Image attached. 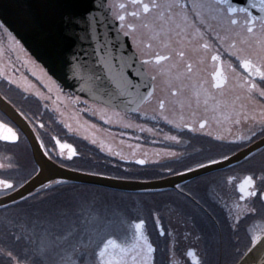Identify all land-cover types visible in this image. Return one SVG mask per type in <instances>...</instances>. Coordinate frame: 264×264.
<instances>
[{"label":"flooded vegetation","instance_id":"1","mask_svg":"<svg viewBox=\"0 0 264 264\" xmlns=\"http://www.w3.org/2000/svg\"><path fill=\"white\" fill-rule=\"evenodd\" d=\"M121 3L126 5L124 9L118 7ZM107 5L120 29L122 23L117 14L125 16V24L134 25L135 30L128 37L140 59H153L155 52L171 56L160 65H146L147 72L156 76L154 95L138 112L127 114L145 126L146 130L141 131L143 146L154 158H142L145 164L135 163L136 159L123 161L146 171H165L159 177H166L199 169L200 164L211 165L212 160L220 163L264 138V98L249 88L247 73L235 57L224 51L235 43L237 48L245 49L244 55L260 63L264 51L260 46L259 20L254 34H247L239 24L229 28L226 19L206 13L213 29L211 41L214 43L219 34L226 42L223 47L215 45L204 50L202 44L209 41L208 36L201 41L195 33L178 36L173 32L170 40L163 33L154 39L152 31L141 28V20L130 15L137 10L130 0H107ZM227 15L241 23L245 17H259L239 9ZM146 16L144 23H150L151 15ZM1 28L5 29L0 24ZM162 42L169 46L165 48ZM216 48L223 63L211 59ZM179 51L185 52L184 58L177 55ZM189 64L192 65L190 73ZM217 71H222L225 78L220 88L215 87ZM4 80L0 76V93L12 102ZM252 80L264 89V82L258 76ZM78 97L82 105L94 103ZM161 99L165 101L163 110L158 104ZM0 120L14 127L19 136L13 143L0 139V179L13 184L12 190L0 186V198H3L29 180L38 166L31 147L25 145V135L1 110ZM28 121L41 140L44 123L40 120L35 123L29 118ZM43 147L52 159L61 163L52 155L53 150ZM57 151L61 158L68 159L67 151L58 148ZM249 176L253 178V185H245V191L241 192L240 185ZM249 191L257 195L248 196ZM69 197L67 181L53 180L19 200L0 205V264H62V256L85 264L89 260L86 253L91 250L97 253L93 259L99 264L98 251L107 239L129 247L135 243L134 224L140 220L145 222L143 232L155 249L149 264H197V261L199 264H236L253 240L264 232V146L237 162L179 181L173 187L142 191L140 195L130 193L127 210L116 215L120 219L109 220L106 214L102 217L95 207L90 211L73 208L78 202ZM112 222L117 226L107 229ZM73 247L78 251L74 253ZM8 252L11 258L4 254ZM189 252L195 254V259ZM113 253L120 256L118 248H110L108 255ZM133 255L136 252L125 255L126 264H133ZM141 259L142 255L138 256L137 264Z\"/></svg>","mask_w":264,"mask_h":264},{"label":"water","instance_id":"2","mask_svg":"<svg viewBox=\"0 0 264 264\" xmlns=\"http://www.w3.org/2000/svg\"><path fill=\"white\" fill-rule=\"evenodd\" d=\"M238 9L247 8L249 13L264 15L260 12L259 0H231ZM256 7H252V4ZM93 14L95 19H93ZM0 24L15 36L23 49L41 64L57 82L62 91H70L91 102L108 106L126 113H135L143 105L139 99L125 107L119 100L109 96L113 86L109 84L112 72L122 65L130 76L139 71L144 76L143 83H148L146 66L141 67L138 53L128 36L120 30L111 14L107 0H0ZM108 67H105V64ZM140 77L133 78L134 84H140ZM151 89L141 87L140 94ZM131 91L135 94L136 89ZM0 110L26 136L35 162L37 172L11 194L0 198V205L7 204L28 195L42 185L53 180H64L96 185L123 191H150L173 187L183 181L214 168L237 162L250 152L264 146V138L256 141L238 154L226 160L206 167L173 174L155 179H134L83 171L62 165L53 160L44 150L34 127L28 119L8 99L0 93ZM16 134V129L1 121ZM6 134L0 128V137ZM2 139V138H0ZM3 140V139H2ZM5 141V140H4ZM71 145L75 150L73 159L78 155L76 146L59 137L55 143ZM144 160L136 159L135 163ZM145 161V160H144ZM145 164V163H144ZM236 264H264V232L259 234Z\"/></svg>","mask_w":264,"mask_h":264},{"label":"rangeland","instance_id":"3","mask_svg":"<svg viewBox=\"0 0 264 264\" xmlns=\"http://www.w3.org/2000/svg\"><path fill=\"white\" fill-rule=\"evenodd\" d=\"M0 76L5 78V87L10 86L11 96L22 102V105L28 104L27 98L34 96L39 99L43 110L52 117L50 119L52 122L44 121L49 126L46 125L43 131L44 134H50L52 139L55 135L66 137L69 141L73 139L74 143L78 142V138L86 139L99 153L110 158L112 164L121 165L118 168L125 172L124 175H138L142 173V169L136 165L120 164L123 159L154 158L143 146L144 138L141 131L146 128L138 124L135 117L95 103L82 105L78 96L63 93L44 67L23 49L14 36L2 28ZM13 86L21 93L12 90ZM32 120L35 123L39 121L36 117H32ZM48 149L55 152L52 155L56 159L66 162V159L58 154L54 141ZM80 153L90 157L88 151L81 150ZM67 186L69 199L73 198L78 202L72 207L80 208V211H90L95 207V211L100 210L102 217L106 214L109 220L111 218L115 220L120 219L116 215L127 210L126 200L130 194L107 191L77 182H67ZM116 226V222H112L108 224L107 229Z\"/></svg>","mask_w":264,"mask_h":264},{"label":"snow or ice","instance_id":"4","mask_svg":"<svg viewBox=\"0 0 264 264\" xmlns=\"http://www.w3.org/2000/svg\"><path fill=\"white\" fill-rule=\"evenodd\" d=\"M130 2L137 9L136 11H132L130 15L133 18H139L141 20L140 27L150 29L153 33L154 39L158 38L161 33L169 37V40L170 34L173 32H175L178 36L182 33H195L201 41L204 40L205 36L210 38L208 42H204L202 44L204 50L212 49L215 45L223 47V43L226 42V38L221 37L219 34L216 35L214 43L211 41L213 29L211 25L208 24L207 17L205 15L206 13H215L214 18L219 17L222 20L226 19L229 28L232 25L239 24L243 29H246L247 34H254L253 29L256 26L257 20H259V28L261 33L260 46L261 51H264V15L260 17L251 16L250 19L245 17L241 23L237 19L227 15L228 13L237 11V8L232 6L231 0H164L163 3L160 2V0H130ZM251 6L256 7L257 5L253 3ZM118 7L120 9H124L126 5L121 3L118 5ZM259 8L260 12L264 13V0H259ZM239 10L246 13L248 12L247 8H241ZM146 14H150L152 17L150 23H144V21L147 19ZM92 18L95 19L94 14ZM117 19L122 23V27L119 31H123L125 36L132 34V32L135 30L134 25L130 23L125 24L124 15L117 14ZM125 28L132 31H125ZM189 30H191V32H189ZM237 35H239V33ZM241 42L247 43V41ZM162 43L165 48L169 46L168 43ZM148 47L151 48L152 45L149 44ZM229 48L235 50L229 51ZM229 48H225L224 51L228 52L229 56L235 57L236 61L239 63V66L247 73L246 82L248 83L249 88L253 91H258L259 96L264 98V89H260L259 86L252 80L253 76H258L260 80L264 82V57H261V62L257 63L251 58L250 55H244L245 49L237 48L235 43L230 44ZM152 55L154 57L153 59H144L141 61V67L151 64L160 65L162 62L169 61L171 58L170 55H164L160 52H155ZM177 55L180 58H184L185 52L179 51ZM211 59L213 61L221 62L219 48H216V54H213ZM108 66L109 65L106 63L105 67ZM229 66L231 67V65ZM125 67L130 68L131 65H122L120 68H117L115 72H112L111 76L109 77V84L113 86L112 91L108 93L111 97V100H119L125 107H127L128 105L134 103L137 99L143 103L149 97H152L155 91L156 76L152 75L151 73H146L148 77V83L144 84V76L141 74V72L137 71L130 76L124 71ZM187 67L188 72L190 73L192 71V65L189 64ZM135 77H140L142 82L140 84H134L133 78ZM215 77L217 81L215 87L220 88L225 82L223 72L217 71L215 73ZM141 87L151 90L144 94H140L139 89ZM133 88L137 90L135 94L131 91ZM172 94L175 95L176 93ZM158 104L161 110L165 108V101L163 99L159 100ZM163 118L167 119L166 116ZM205 123L206 122L201 123L200 127L203 128ZM41 127H43V125H41ZM0 128H4L6 131V134L0 137L3 140L15 141L17 139L16 134L11 128L7 127V125L0 124ZM173 139L175 138L173 137ZM57 143L61 149H70L71 154L69 158L75 155V150L71 145L59 143V141H57ZM225 159H227V157H225ZM138 163L144 164L145 161L140 160ZM211 163L215 164L219 163V161L212 160ZM199 167L203 168L206 167V165L200 164ZM189 171H193V169H189ZM245 185H253V178L251 176L247 177L244 183L240 185L241 192L245 191ZM0 186H2L5 190L13 189V184L6 179H0ZM247 194L248 196L257 195V193L253 191H249ZM243 198L244 197H241V199ZM134 228L136 230L135 243H133L130 247L127 245L118 244L115 239H107L106 242L103 243V247L99 248L98 251L99 264H126L124 257L129 252H136V255H133L132 257L133 264H137V258L141 255L142 259L140 260L139 264H149V258L155 249L152 247V244L148 242V237L143 232V229L145 228V222L140 220L134 224ZM17 239H19V237H17ZM141 241H143L142 245L140 243ZM110 248L113 250L118 248L120 251V256L116 257L115 253H113L112 256H109L108 252ZM145 249L146 251H144ZM77 251L78 248L73 247V252L75 253ZM4 254L11 258L10 252ZM86 254L89 257V260H87L85 264H95V259H93V257L97 255L95 250L88 251ZM188 255L195 259L194 253L189 252ZM61 262L62 264H77V262L72 260L70 257L66 260L63 256L61 257ZM197 264H199V261H197Z\"/></svg>","mask_w":264,"mask_h":264},{"label":"trees","instance_id":"5","mask_svg":"<svg viewBox=\"0 0 264 264\" xmlns=\"http://www.w3.org/2000/svg\"><path fill=\"white\" fill-rule=\"evenodd\" d=\"M5 85H6V82H4V86ZM12 88H13L12 90H17L16 87L14 86ZM17 91L21 93L19 90ZM7 96L20 109V111L26 115L27 118L32 119V117H36L40 121L43 120L42 122L44 123L45 126L47 125V127L49 126L46 123L47 120L49 122L50 121L52 122V120H50L52 119L51 114H48V112L43 110L41 102L36 97L33 96V97H30L29 99L27 98L28 104L22 105V102L20 103L19 100L13 98L9 92ZM23 138L25 141V145L28 148H30L29 147L30 145L27 142L26 138L25 137ZM70 140L73 141V139H70ZM41 141L45 147H48L50 145H53L54 138L52 139L50 134L42 133ZM78 142L80 145L78 144ZM78 142L75 143L78 148V152H80L81 150H83L84 152L88 151V153L90 154V157L81 154L79 156H76L74 159L66 160V162L61 161L62 164L67 165L72 168L83 170V171L118 176V177L136 178V179H152L155 177L162 176L161 173L157 170H149V171L142 170V173L138 174L139 176L136 174L124 175L125 172L121 171V169L118 168V167H121V165L118 166V165L112 164L110 158L103 155L102 153H99L96 147L93 145H90L86 139L78 138ZM120 164L125 165L128 163L122 160L120 161ZM90 186L98 187V188H101L107 191L109 190V191L123 192L124 194H130V193L133 195L142 194V192H136V191L130 192V191H121V190H116V189H111V188H106V187H101V186H96V185H90Z\"/></svg>","mask_w":264,"mask_h":264}]
</instances>
